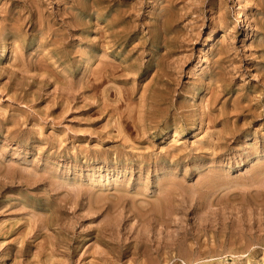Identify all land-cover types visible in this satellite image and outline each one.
<instances>
[{
  "label": "rangeland",
  "instance_id": "obj_1",
  "mask_svg": "<svg viewBox=\"0 0 264 264\" xmlns=\"http://www.w3.org/2000/svg\"><path fill=\"white\" fill-rule=\"evenodd\" d=\"M0 264H264V0H0Z\"/></svg>",
  "mask_w": 264,
  "mask_h": 264
},
{
  "label": "bare ground",
  "instance_id": "obj_2",
  "mask_svg": "<svg viewBox=\"0 0 264 264\" xmlns=\"http://www.w3.org/2000/svg\"><path fill=\"white\" fill-rule=\"evenodd\" d=\"M166 20V19H165ZM168 25H169V23H168ZM169 27H170V25H169ZM168 30V29H167ZM161 31V30H160ZM161 44V43H160ZM7 48V47H6ZM8 50V49H7ZM5 51V50H4ZM7 52V51H6ZM6 57V56H5ZM4 59V58H3ZM164 194V193H163ZM167 201V200H166ZM159 204V203H158ZM157 204V205H158ZM155 206V205H154ZM156 208H158L157 206H155Z\"/></svg>",
  "mask_w": 264,
  "mask_h": 264
}]
</instances>
